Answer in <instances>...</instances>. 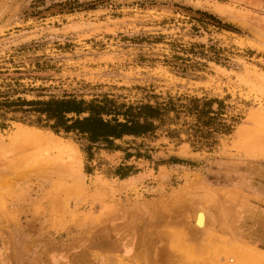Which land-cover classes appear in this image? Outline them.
Instances as JSON below:
<instances>
[{
	"label": "rangeland",
	"instance_id": "obj_1",
	"mask_svg": "<svg viewBox=\"0 0 264 264\" xmlns=\"http://www.w3.org/2000/svg\"><path fill=\"white\" fill-rule=\"evenodd\" d=\"M5 92L217 100L221 114L210 116L235 125L201 147L194 118L182 114L177 139L125 138L121 150L92 147L89 158L76 134L0 117L5 145L25 129L79 160L64 179L0 149V264H264V0H0ZM141 142L150 159H125Z\"/></svg>",
	"mask_w": 264,
	"mask_h": 264
},
{
	"label": "trees",
	"instance_id": "obj_2",
	"mask_svg": "<svg viewBox=\"0 0 264 264\" xmlns=\"http://www.w3.org/2000/svg\"><path fill=\"white\" fill-rule=\"evenodd\" d=\"M71 4L66 1L64 5ZM71 9V8H70ZM200 14L207 17L218 27L233 29L231 26L222 24L212 15L207 13ZM156 99V98H154ZM182 97L166 96L161 102L154 101L146 103H117L114 99L104 95L101 99L93 98L85 100L74 96H63L60 98L49 97L48 99H31L17 97L10 100L8 92L0 93V114L5 118L6 114H13L12 120L18 119L22 122H29L49 128L54 133L63 132L64 134H76L85 140L88 145L84 149L89 158L92 147L104 148L106 150H121V147L115 144L116 141H124L130 138L132 143L140 140L156 139L158 132L166 131L167 136L171 139H177L179 129L176 126L179 123L182 114L193 117L196 128L195 136H198L199 143L208 148L215 144V136L219 134L229 135L235 124L226 125L218 122V117L210 114H221L212 110V105L217 102L219 111L222 104L217 100H206L201 102L200 99H188L183 103ZM21 116L16 118L15 115ZM35 116L34 120H30ZM44 122V123H43ZM43 123V124H42ZM174 126L175 128L170 129ZM133 148L134 154L126 153L125 159L135 157L136 159H150L147 153L140 152L143 143ZM171 161H175L171 159ZM128 166H119L116 174L123 178L130 173Z\"/></svg>",
	"mask_w": 264,
	"mask_h": 264
},
{
	"label": "bare ground",
	"instance_id": "obj_3",
	"mask_svg": "<svg viewBox=\"0 0 264 264\" xmlns=\"http://www.w3.org/2000/svg\"><path fill=\"white\" fill-rule=\"evenodd\" d=\"M25 129H18L14 133V138H10L9 143L5 145L4 139L0 138V149L5 147L15 150L17 152V158L19 162L31 161V169L36 170L42 174L46 175H56L66 178H73L78 167V156L76 151L70 149L68 145L62 143L53 138V136L48 137L45 135L36 134L34 132H29ZM32 133V134H31ZM27 137L30 140L25 142L19 141L17 143L16 139ZM23 139V138H22ZM20 139V140H22ZM18 162V161H17ZM68 176V177H67ZM66 177V178H65ZM205 226V214L202 210H197L194 219V227L196 231L203 229ZM195 234L192 233L191 236Z\"/></svg>",
	"mask_w": 264,
	"mask_h": 264
},
{
	"label": "crops",
	"instance_id": "obj_4",
	"mask_svg": "<svg viewBox=\"0 0 264 264\" xmlns=\"http://www.w3.org/2000/svg\"><path fill=\"white\" fill-rule=\"evenodd\" d=\"M208 233H209V231H208ZM203 239V238H202Z\"/></svg>",
	"mask_w": 264,
	"mask_h": 264
}]
</instances>
